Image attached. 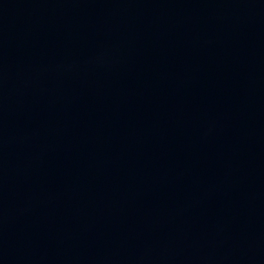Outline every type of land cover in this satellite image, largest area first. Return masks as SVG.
Wrapping results in <instances>:
<instances>
[{"label": "water", "instance_id": "water-1", "mask_svg": "<svg viewBox=\"0 0 264 264\" xmlns=\"http://www.w3.org/2000/svg\"><path fill=\"white\" fill-rule=\"evenodd\" d=\"M0 264H264V0H0Z\"/></svg>", "mask_w": 264, "mask_h": 264}]
</instances>
